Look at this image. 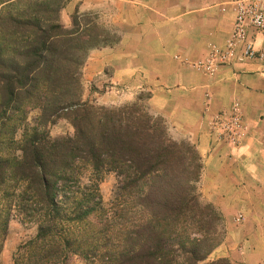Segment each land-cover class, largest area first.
Instances as JSON below:
<instances>
[{
    "label": "trees",
    "instance_id": "16d2710c",
    "mask_svg": "<svg viewBox=\"0 0 264 264\" xmlns=\"http://www.w3.org/2000/svg\"><path fill=\"white\" fill-rule=\"evenodd\" d=\"M68 2L0 0V256L18 216L37 233L14 264H232L206 262L226 227L200 199L196 147L174 140L140 97L113 108L83 101L89 52L120 37L92 13L76 11L65 28ZM60 119L74 132L52 138ZM109 173L117 185L105 209Z\"/></svg>",
    "mask_w": 264,
    "mask_h": 264
},
{
    "label": "crops",
    "instance_id": "0c3cea01",
    "mask_svg": "<svg viewBox=\"0 0 264 264\" xmlns=\"http://www.w3.org/2000/svg\"><path fill=\"white\" fill-rule=\"evenodd\" d=\"M66 7L124 29L115 46L89 52L86 73L111 67L113 83L126 84L128 92L147 89L150 112L195 145L203 165L200 199L227 224L212 254L232 264H264V62L223 66L213 74L196 68L229 38L231 0H69ZM235 104L242 112L239 143L217 141L210 125ZM250 248L261 258L249 259Z\"/></svg>",
    "mask_w": 264,
    "mask_h": 264
},
{
    "label": "rangeland",
    "instance_id": "374dc122",
    "mask_svg": "<svg viewBox=\"0 0 264 264\" xmlns=\"http://www.w3.org/2000/svg\"><path fill=\"white\" fill-rule=\"evenodd\" d=\"M66 9V10H65ZM61 12L60 22L61 24L69 29L71 27V18L75 12L67 10V7ZM70 11V12H69ZM81 13V12H80ZM84 13H92L96 15V22L110 29L113 33L119 36V33L124 29L120 27L118 23L107 22L105 19H100L99 15L94 12H84ZM86 63L82 69L81 80L83 87V101H93L99 106L105 107H120L126 104L134 103L138 100V98H142V103L149 108L148 99L150 97V92L145 89L137 93L138 90L132 89L133 92H128L127 85L115 84L111 81V77L113 76V69L111 67H107L105 69V73L100 75H88L86 73ZM36 114L33 113L31 117H34ZM169 126V125H168ZM74 129L70 122L66 119H60L55 125L50 128V135L52 138H59L66 135H72ZM169 134L176 141H184L191 145H193L187 139H183L171 129L169 126ZM195 146V145H194ZM92 176L90 171H85L83 173L82 181L84 183L89 182V178ZM116 185L117 178L115 174L109 173L106 174L103 180L99 183L100 193L103 198V205L105 209H109L114 200L116 193ZM199 192V186H198ZM225 235L222 243L225 240L227 233V224L225 222ZM37 228L33 224L22 223L18 216H14L12 221L10 222L9 232L4 242V247L0 256V264H14V258L17 254L19 248L25 245L28 241L36 236ZM221 243V244H222ZM256 248H250L247 251L246 256L254 261L260 259L262 255L258 256L257 253H254ZM240 253V249H238ZM241 254V253H240ZM218 260L216 259L215 254H211L206 262H211ZM68 264H87L80 258H73Z\"/></svg>",
    "mask_w": 264,
    "mask_h": 264
},
{
    "label": "built area",
    "instance_id": "2783aa9c",
    "mask_svg": "<svg viewBox=\"0 0 264 264\" xmlns=\"http://www.w3.org/2000/svg\"><path fill=\"white\" fill-rule=\"evenodd\" d=\"M235 21L222 46H213L207 58L196 65L213 74L219 67L264 62V0H231ZM242 112L235 104L230 111L216 116L210 125L217 141L236 145L241 138Z\"/></svg>",
    "mask_w": 264,
    "mask_h": 264
}]
</instances>
